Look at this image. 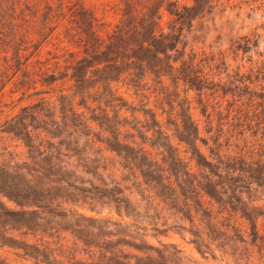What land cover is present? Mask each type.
Masks as SVG:
<instances>
[{
    "label": "clouds",
    "instance_id": "obj_1",
    "mask_svg": "<svg viewBox=\"0 0 264 264\" xmlns=\"http://www.w3.org/2000/svg\"><path fill=\"white\" fill-rule=\"evenodd\" d=\"M181 2L191 11L179 8L184 19L166 22L155 36L163 42V51L151 49L159 61L172 66L171 72L151 78L146 71L136 75L135 64L129 60L128 72L133 73L136 87L126 80L127 87L121 91L113 77L102 82L98 69L87 67L79 90L57 89L50 94L53 103L44 110L14 121L20 135L0 130V180L6 179L10 188L21 193L36 189L47 197L45 204L66 214L62 219L30 200L21 207L0 192V203L7 208L38 212L37 223L49 233L42 236L41 231L24 229L26 235L11 230L7 235L30 244L47 242L52 259L60 264H75L89 256L93 260L88 264H95L101 253L106 257L128 253L125 264H137L136 257L160 261L155 249L163 252L167 264H264V238L252 230L253 225L257 230L264 228V124L258 131V121L248 118L237 127L234 122L210 118V108L206 123L190 137L207 164L193 167L199 153L194 155L193 148L184 145L183 164L175 174L168 162L159 168L144 165L146 173L163 177L161 184L155 180L145 183L139 177V156L135 160L125 154L118 156L108 147L112 129L137 153L156 140L157 130L150 126L146 112L158 110L165 115L168 106L160 101L163 94L170 96L173 105L187 101L184 107L191 111L197 92L178 78L181 65L203 68L204 96L210 94L209 88L216 93L227 89L228 100L246 103L264 90V0ZM143 63L147 66V61ZM117 95L129 97L131 107L120 104ZM59 97L66 98L63 105ZM76 98L86 101L88 108L85 113L81 107L74 117ZM223 110L220 105L219 111ZM93 114L107 120L100 124ZM128 133L131 135L124 140ZM97 134L102 140L96 139ZM140 134L147 138L144 143ZM26 138H30V146L25 144ZM165 139L169 143L175 140L173 129L165 131ZM164 142L155 146L157 163L168 155ZM49 169L53 171L49 173ZM208 187L214 194L204 199ZM98 190H103L102 199ZM65 225L83 231L84 240L93 246L73 241L64 231ZM118 241L143 243L154 250L137 252ZM106 246L113 250L105 252Z\"/></svg>",
    "mask_w": 264,
    "mask_h": 264
},
{
    "label": "trees",
    "instance_id": "obj_2",
    "mask_svg": "<svg viewBox=\"0 0 264 264\" xmlns=\"http://www.w3.org/2000/svg\"><path fill=\"white\" fill-rule=\"evenodd\" d=\"M163 6H167V11L173 16V24L179 23L184 19L177 5L169 0H122L121 20L115 27L114 31L106 38H102L95 29L97 27V20L91 12L87 11L82 6H71L69 8V11H72L70 14L71 22L75 25V29L77 30L78 43H80L82 48L83 56L66 67L65 72L59 75V79L62 80L67 78L72 82V89L79 90L85 69L90 66H95L98 69L102 82L106 77H113L114 79L112 82L114 84L119 82L124 83L127 80L128 83L135 88L136 80L133 73L128 72V68L131 67L129 60L135 64L136 75H141L146 71L149 74V78H151L158 77L160 73L166 70L171 72L172 66L159 61L155 52L151 50L152 47H155L157 51H163L164 48L163 42L155 39L156 34L160 32L158 31L159 11ZM184 9L186 13L191 11L188 8ZM1 26L10 27L11 24L10 22H4ZM145 44H148V47H145ZM172 46L174 47V44ZM143 61H147V66ZM16 65L20 64L16 62ZM69 71H71V76L68 75ZM177 72L179 79L183 80L189 87L195 88L198 95H201V92H203V86L205 85L201 69L192 64H184L181 65ZM125 73H127V75H125ZM56 80L58 79L55 75L51 74L46 76L43 79V82L53 83ZM172 83L176 84V78H173ZM100 86L102 85H98V87ZM209 90H211V88H209ZM227 91V89L223 90L221 92L222 95L225 96ZM262 97L264 96L262 95ZM117 99L121 104L122 101L118 96ZM60 100L64 101L65 99L61 98ZM47 105H49L47 101L41 100L36 104L24 107L19 115L4 123L3 131L14 132L16 135H20L21 129L17 128L14 121H22L27 116H30L33 111L38 109L44 110ZM79 105H81V102ZM261 112L263 113L264 111ZM73 115L74 117L77 115L74 110ZM92 118L99 120L100 124L105 123L107 120V117L95 116ZM34 119L35 117H33V120ZM179 120L178 125H175V138L178 140L179 144L192 147L194 155L199 153L198 157L194 160L195 168L206 165V158L201 155L197 148L194 147L192 140L190 139V137H195L198 131L194 123L191 121L187 111L180 112ZM112 131L113 140L108 144L109 149L115 151L118 156L125 154L128 157H132L133 160L139 156V162L137 163L136 168L145 183H150L155 180L157 184H161L163 177L153 176L151 173H146L144 171V165H148L150 168H159L163 163L168 162L169 169L175 174V170L179 169L183 164V161L180 159L181 155L176 153V150H172L167 144H163L162 146L165 147L168 155L162 157L160 163H157V161L152 158L151 154L143 150V148L137 153V151L130 145L120 143L115 136L117 130L112 129ZM156 134L159 135V131H157ZM157 139H159L158 136L154 142H151V146H156V143H158ZM25 144L30 146V138L25 139ZM52 171V169L48 170L49 173ZM163 187L167 188V185H164ZM98 191L101 192L102 199L103 190ZM0 192H3L10 201L21 207L30 200L32 204L41 208L43 211L58 215L62 219L66 218L64 212L52 209L45 204L44 201L47 197L36 189H30L27 193H21L14 188H10L7 184V180L4 179L0 180ZM210 193H213V189L208 187L207 191L202 194L203 198L207 199L208 194ZM38 217V212L27 213L24 211H16L9 209L0 203V248L7 247L14 250H21L23 256L33 260L34 264H36L37 261L39 264H60V261H54L52 259V251L47 242L39 243L37 240L35 243L30 244L26 239L19 240L6 234L11 230L13 232H20L21 235H26L22 230L27 229V232L35 233L41 231L42 235L48 236V228L46 226L42 228L37 223ZM254 229L255 226H252L253 231ZM71 233L75 240L79 239L82 242H85L86 247L93 246L84 240L83 231L73 227ZM117 243H125L129 247L134 248L137 252L154 250L150 245L135 244L132 241H118ZM112 250V246H106L104 249L105 252ZM69 251H71L70 248ZM155 251H157L160 261H153L151 257H136L137 264H167L163 252L159 249H155ZM85 254L87 255V253ZM129 258L130 254L128 253H116L108 257L101 253L100 256L95 258V264H125ZM91 260H93V257L89 256L87 260H75V264H88Z\"/></svg>",
    "mask_w": 264,
    "mask_h": 264
},
{
    "label": "rangeland",
    "instance_id": "obj_3",
    "mask_svg": "<svg viewBox=\"0 0 264 264\" xmlns=\"http://www.w3.org/2000/svg\"><path fill=\"white\" fill-rule=\"evenodd\" d=\"M169 1L174 2L178 8H187L181 0ZM73 5L82 6L94 15L97 20L95 29L102 38L109 36L121 20L122 0H0V130H3L6 121L19 115L24 107L36 104L41 100L51 104L53 103L50 98L51 93L57 89H72V82L67 78L60 80L56 72L64 73L66 67L83 56L82 48L78 43L77 30L70 17L72 11H69V8ZM161 9H163V13H161ZM161 9L158 31L161 30L163 24L172 23L174 19L167 11V6H163ZM4 22H10L13 27L1 26ZM16 62L20 65H16ZM199 69L203 75V68ZM51 74H54L58 80L53 83L43 82V79ZM248 79L250 82L252 81L251 76ZM256 79L259 80L260 77L257 76ZM116 85L120 87L121 91L127 87V84L123 82ZM209 91L210 94L207 96L198 95L197 92V95L193 97L191 111L184 107L187 101L173 105L170 96L161 95L160 101L168 106L165 115L161 116L158 110L146 112L151 117L150 126L159 131V135L156 134V137H159L157 142L160 143L164 140L163 144L169 145L179 155L183 154L184 144H179L176 138L170 143L164 138L165 131L169 128L174 130L175 135V125H178L180 121L181 111H187L197 131L209 118L210 108L213 111V116L210 118L218 117L228 120L230 123L234 122L237 127L248 118H255L258 121V131L259 125L264 124V112H261L264 111V97H262L264 90L255 93V99L249 97L246 103L228 100L227 94L224 96L221 92ZM175 95L178 97V93ZM117 96L121 99V104L129 105V97ZM61 98H66H58L63 105L65 100L62 101ZM80 102L81 105H79ZM220 105H224L223 112L219 111ZM73 106L76 113L80 111L81 107L84 108L85 113L87 112L88 105L83 99H74ZM129 107L131 106L129 105ZM92 117H95V114ZM130 135L131 133L125 135L124 140H127ZM115 136L120 143H124L121 142L118 132ZM139 138L142 143L147 139L143 134H140ZM96 139L102 140L99 134ZM202 141L205 142L202 144L207 143L206 140ZM261 147L264 148V145ZM154 149L155 146H151V144L143 148L155 160L157 153L154 152ZM201 155L204 156L203 153ZM193 167H195L194 162ZM139 177L141 178L140 174ZM64 231L69 232L75 241L71 233L72 225H65ZM254 231L257 236L264 238V228L257 230L255 227ZM19 240H23V238ZM38 242L41 243L39 240ZM48 245L51 248V245ZM0 249H4L0 254V264H29V261L34 264L33 260L23 256L21 250L7 247Z\"/></svg>",
    "mask_w": 264,
    "mask_h": 264
}]
</instances>
